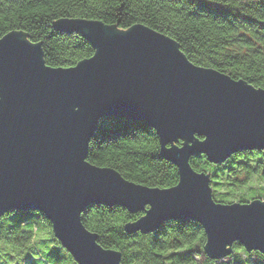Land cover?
Instances as JSON below:
<instances>
[{"label":"water","instance_id":"obj_1","mask_svg":"<svg viewBox=\"0 0 264 264\" xmlns=\"http://www.w3.org/2000/svg\"><path fill=\"white\" fill-rule=\"evenodd\" d=\"M54 27L86 38L91 59L52 67L23 32L0 39V216L42 211L78 264H121L120 252L102 247L83 224L90 204L142 211L127 233L171 219L196 222L213 259L229 255L234 242L264 254V200L217 202L209 175L189 163L202 153L221 163L240 150H264V89L192 63L173 38L141 23L120 30L66 17ZM114 115L155 129L160 155L178 168L177 184L149 187L87 160L99 120Z\"/></svg>","mask_w":264,"mask_h":264},{"label":"trees","instance_id":"obj_2","mask_svg":"<svg viewBox=\"0 0 264 264\" xmlns=\"http://www.w3.org/2000/svg\"><path fill=\"white\" fill-rule=\"evenodd\" d=\"M66 17L98 19L120 30L144 24L173 38L192 63L264 89V0H0V37L21 31L41 44L47 65L71 67L92 56L94 48L78 32L55 29L54 22ZM87 160L149 187L168 188L179 178L178 168L160 155L155 129L120 115L99 120ZM189 163L209 175L217 202L264 198V150H240L221 163L202 153ZM142 214L120 205L90 204L81 220L97 233L102 247L120 252L121 264H264V254L248 252L239 242L233 243L229 259L209 257L202 227L188 219L165 221L148 233H127L125 224ZM47 234L54 237L42 211H7L0 216V264H57V246L72 257L61 243L48 241ZM35 241L42 254L32 248Z\"/></svg>","mask_w":264,"mask_h":264},{"label":"rangeland","instance_id":"obj_3","mask_svg":"<svg viewBox=\"0 0 264 264\" xmlns=\"http://www.w3.org/2000/svg\"><path fill=\"white\" fill-rule=\"evenodd\" d=\"M262 200H264V198H261ZM47 239H49L48 241H53L56 245H57V243L59 244L60 242L58 241V239L55 237H53V236H49L48 234H47ZM41 237H45V234H41ZM46 238V237H45ZM47 241V240H46ZM47 241V242H48ZM32 248H34V250H35V252H38V253H40V254H42V249L39 247V245H38V242L37 241H35V242H33V246H32ZM232 252V251H231ZM54 253L56 254V256H57V264H75V261L72 259V257H70L68 254H67V252L61 247V246H57V248L54 250ZM38 255V254H37ZM230 255V254H229ZM229 255H227L226 257H223V258H221V260L222 259H224V260H227V259H229L230 257H229ZM240 255L242 256V257H244V254L243 253H241L240 252ZM35 256H36V254H35ZM254 256V255H253ZM253 256L252 257H250L249 258V260H252L253 259ZM255 256H257V255H255ZM254 256V257H255ZM25 257H23L22 259H19V261L22 263V262H24V259Z\"/></svg>","mask_w":264,"mask_h":264},{"label":"snow or ice","instance_id":"obj_4","mask_svg":"<svg viewBox=\"0 0 264 264\" xmlns=\"http://www.w3.org/2000/svg\"><path fill=\"white\" fill-rule=\"evenodd\" d=\"M0 39H3V38L0 37ZM89 59H91V57H89ZM244 251H245L244 249H240V252H241V253H244Z\"/></svg>","mask_w":264,"mask_h":264}]
</instances>
